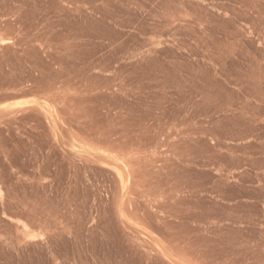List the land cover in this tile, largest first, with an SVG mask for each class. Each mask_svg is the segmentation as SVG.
<instances>
[{
  "label": "rangeland",
  "instance_id": "obj_1",
  "mask_svg": "<svg viewBox=\"0 0 264 264\" xmlns=\"http://www.w3.org/2000/svg\"><path fill=\"white\" fill-rule=\"evenodd\" d=\"M0 264H264V0H0Z\"/></svg>",
  "mask_w": 264,
  "mask_h": 264
}]
</instances>
